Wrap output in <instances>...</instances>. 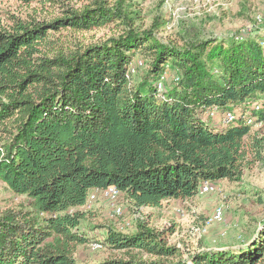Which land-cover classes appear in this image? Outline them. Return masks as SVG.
Here are the masks:
<instances>
[{
	"label": "trees",
	"instance_id": "obj_1",
	"mask_svg": "<svg viewBox=\"0 0 264 264\" xmlns=\"http://www.w3.org/2000/svg\"><path fill=\"white\" fill-rule=\"evenodd\" d=\"M20 1L47 16L0 21V181L29 201L0 212V264H264V221L237 247L184 256L140 221L89 238L75 211L108 186L133 207L191 199L202 183L240 182L248 155L263 160L264 138L250 135L264 122V30L179 45L136 26L130 0ZM111 26L105 40L73 39ZM168 70L176 78L166 83ZM212 107L237 117L216 126ZM93 243L118 255L77 260Z\"/></svg>",
	"mask_w": 264,
	"mask_h": 264
},
{
	"label": "rangeland",
	"instance_id": "obj_2",
	"mask_svg": "<svg viewBox=\"0 0 264 264\" xmlns=\"http://www.w3.org/2000/svg\"><path fill=\"white\" fill-rule=\"evenodd\" d=\"M43 8L34 1L0 0V21L4 22L8 17L25 21L44 18L47 15ZM125 8L135 16V25L140 29H152L159 39L179 45L186 44V40H227L233 35L258 38L264 30V0H130ZM116 34L117 29L111 26L73 34V39L84 43L98 42ZM138 59L137 56L133 72L136 82L141 81L146 71ZM175 78L176 73L168 70L163 81L169 83ZM250 138H264V122L252 127ZM262 154L264 156V151ZM216 186L217 190L209 194L162 202L161 206L147 210L143 224L159 232L165 243L178 248L184 256L209 248L237 247L248 224L260 227L264 221V159L257 161L248 155L240 182L220 181ZM118 205L123 206V214L116 217L109 202L96 190L90 191L85 205L75 209L87 215V223L81 225L80 232L98 240L105 233L99 226L112 227L123 234L132 233L137 227V223L130 220L133 206L123 197ZM28 207L25 196L15 194L0 181V212ZM216 207L223 209V221L208 224ZM127 221L129 226L125 225ZM87 224L94 230L87 231ZM166 224L169 228L163 231ZM195 228L203 231L200 237L194 235ZM115 255L118 253L98 244H87L78 248L75 257L86 261Z\"/></svg>",
	"mask_w": 264,
	"mask_h": 264
},
{
	"label": "built area",
	"instance_id": "obj_3",
	"mask_svg": "<svg viewBox=\"0 0 264 264\" xmlns=\"http://www.w3.org/2000/svg\"><path fill=\"white\" fill-rule=\"evenodd\" d=\"M131 72H134V69L132 68ZM158 91L160 92L162 89V84H158ZM261 107L260 103H256L253 106L254 111H258L259 108ZM205 117L213 121V123L216 126L219 127H226L229 123L233 122L236 119V114L231 113V112H224L221 113L220 109L217 107H212L205 111ZM253 119L247 118L246 123L247 124H253ZM256 125V124H255ZM217 190L216 183H210V182H205L202 183L199 187L198 194L205 195L214 192ZM98 193H100L110 204L112 208V214L114 216H121L123 214V206L118 205V201L120 197L122 196L121 192L115 187V186H108L107 188L103 190H96ZM154 208L151 207H146V206H141V207H133V215L131 217V221H140L142 222L144 220V214H146L147 210H152ZM223 221V209L221 207H216L210 218L208 219L207 223L212 224V223H220ZM130 222L127 221L125 222L126 226H129ZM169 225H165L162 230L165 231ZM194 235L197 237H200V235L203 233V231L200 228H195L193 229ZM164 234H162V237ZM95 244V243H93ZM97 246V245H95Z\"/></svg>",
	"mask_w": 264,
	"mask_h": 264
}]
</instances>
